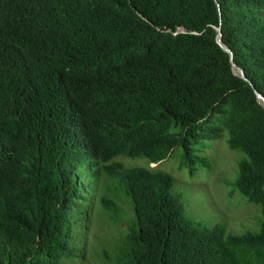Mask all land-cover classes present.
I'll return each mask as SVG.
<instances>
[{"label":"trees","instance_id":"trees-1","mask_svg":"<svg viewBox=\"0 0 264 264\" xmlns=\"http://www.w3.org/2000/svg\"><path fill=\"white\" fill-rule=\"evenodd\" d=\"M218 25L251 83L233 72ZM253 88L264 95V0H0V264H59L80 235H100L98 221L105 264H264V105ZM72 100L91 164L51 115ZM172 124L224 134L243 154L230 182L259 205L256 228L196 222L171 176L113 159L159 155ZM83 199L89 214L72 212Z\"/></svg>","mask_w":264,"mask_h":264},{"label":"rangeland","instance_id":"rangeland-1","mask_svg":"<svg viewBox=\"0 0 264 264\" xmlns=\"http://www.w3.org/2000/svg\"><path fill=\"white\" fill-rule=\"evenodd\" d=\"M206 151L209 154L210 166L198 164V171L192 177L187 174L185 168L179 169L175 166L180 158V148H176L173 154L161 163L163 168L172 170L175 176L174 186L177 187L175 191L182 194L187 215L196 222L206 224L225 222L226 229L235 233L256 228L261 218L259 205L248 201L239 191L233 190V184L230 182L235 177L238 159L243 154L229 148L225 135L222 142L220 139L207 141ZM230 191L232 195L227 193ZM76 210L89 214V203L81 200L80 205L72 212ZM98 225L100 227L97 231L100 235L94 237L93 230L87 235H80L79 238L83 239L82 246H76L74 254L68 258L62 257L59 264H105L101 257V247L98 253V247L94 249V245H98L97 238L108 240L109 233H104V230L109 228L103 221H98ZM122 225L124 226V223ZM110 230L116 236L119 235L113 227H110ZM109 253L112 254V248Z\"/></svg>","mask_w":264,"mask_h":264},{"label":"clouds","instance_id":"clouds-1","mask_svg":"<svg viewBox=\"0 0 264 264\" xmlns=\"http://www.w3.org/2000/svg\"><path fill=\"white\" fill-rule=\"evenodd\" d=\"M177 30H183V28L179 26L177 27ZM232 70L234 73H236L237 71L236 68H235L236 71H234L233 67ZM51 115L54 118H56V120H58V122L62 125L67 135L75 136V138L72 140L74 142V148L76 149L79 155L88 156L86 164H91L96 159V155L94 153L95 149H94V145L91 143L88 136V126H87L86 116L80 113L77 103L74 100H72L71 102H69V104L64 105L63 107H59V105H56V111ZM168 133L169 134L167 136V139L164 140L159 146H156L154 148V152L157 151L159 153V155L155 157L149 158V154H141L140 156L133 158L132 156L124 153V155H117L113 159L122 160L124 165L130 163L133 164L134 161H136L137 163H140V165H144L150 168L152 171L160 170L164 174H168L169 176H171L173 183L172 186H174L175 176L172 170L169 168H163L161 166V163L165 159L169 158L173 154L176 148H180L181 153H180V158L175 166H177V168L179 169L185 168L187 174L192 177L198 171V164L205 167L210 166V164L208 165L205 162V156L207 155L209 157V154L206 151V142L209 140H217V139H220L221 142L224 140V134L214 139L199 137L196 134H194L192 130H190L188 125H183V124H176V125L172 124L168 129ZM196 144L199 145L196 146ZM227 193H229V195H232L231 191ZM215 222H220V221H215Z\"/></svg>","mask_w":264,"mask_h":264},{"label":"water","instance_id":"water-1","mask_svg":"<svg viewBox=\"0 0 264 264\" xmlns=\"http://www.w3.org/2000/svg\"><path fill=\"white\" fill-rule=\"evenodd\" d=\"M217 5L219 6V3H218V2H217ZM216 30H217V33H216V41L219 43V45H220L224 50L228 51L229 56H230V61H231V63H232V67H233L234 71H236V70H235V68H236V69H237L236 73H237L238 75H240L241 77H243V78L247 79L249 82H251V80H250L249 78L246 77V75H245L243 69H242L240 66L236 65L235 62L233 61V59H232V55H233V53H232L231 48L228 47L227 45H225V44L222 42V40H221V30H220V27L217 26V27H216ZM234 67H235V68H234ZM254 92H255L256 96L258 97V99H259V100L262 102V104L264 105V96L262 95V93H261L260 91H258L257 89H255V88H254Z\"/></svg>","mask_w":264,"mask_h":264}]
</instances>
